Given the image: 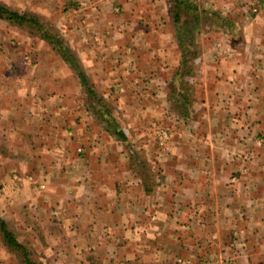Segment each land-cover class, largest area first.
Wrapping results in <instances>:
<instances>
[{
  "label": "crops",
  "instance_id": "crops-1",
  "mask_svg": "<svg viewBox=\"0 0 264 264\" xmlns=\"http://www.w3.org/2000/svg\"><path fill=\"white\" fill-rule=\"evenodd\" d=\"M130 1L123 8L128 20L121 15L112 28L101 11L92 22H68L80 29L71 31L76 43L67 44L82 58L88 86L54 47L49 59L37 47L30 57L19 53L13 75L0 72V186L18 173L13 178L38 192L31 204L49 213L36 218L44 222L45 237L57 235L55 228L70 221L75 227L66 236L113 235L129 220L137 221L136 236L140 221L149 219L148 230L157 227L162 235L168 230L155 221L176 215L192 220L194 229L204 221L219 223L226 232L211 234L219 246L235 236L242 264H264V0H185L203 15L191 55L179 47L177 29L184 28L185 16L182 9L183 19L175 22L174 0ZM102 27L115 29L114 35L103 36ZM11 76L15 81L9 84ZM89 77L96 78V86ZM177 82L194 99L182 102L184 115L179 113L174 124L164 114ZM119 90L131 96L123 115L146 146H152L154 122L173 126L158 152L165 181L156 191L135 167L111 161L123 156L106 142H123L116 132L95 130L107 97ZM119 130L130 139L128 130ZM170 198L177 204L172 217ZM9 202L2 200V207ZM192 205L197 210L191 213Z\"/></svg>",
  "mask_w": 264,
  "mask_h": 264
},
{
  "label": "rangeland",
  "instance_id": "rangeland-1",
  "mask_svg": "<svg viewBox=\"0 0 264 264\" xmlns=\"http://www.w3.org/2000/svg\"><path fill=\"white\" fill-rule=\"evenodd\" d=\"M0 3L22 13L35 15L39 19L36 25L28 23L26 27L21 28L0 17L1 74L7 71L12 73L13 69H18L15 66L20 64L21 60L18 58L22 57L19 53H31L33 47H37L46 53L45 56L48 59L51 58L52 47L57 52L55 45H53L54 42L56 40L60 42L61 39L66 47L71 50L75 62L83 69L84 64L78 51L72 49L69 46L70 44H67V42L70 43V41L73 42L76 39L74 33L79 32L80 29L69 28L68 22L78 21L84 24L87 21L92 22L97 12L101 11L104 19H106L105 22L108 23L107 26L112 28L113 22H119L118 18L121 15H126V12L123 11L125 5L132 4L130 0L126 2L125 0H0ZM126 16L128 20L129 15ZM83 28L87 30L86 26ZM72 30L74 31L73 34H71ZM114 30L102 27L100 32L103 31V36H112L114 35ZM130 35L127 34L125 36L129 37ZM6 37L7 39H4ZM2 40L3 44H1ZM75 43L76 40L74 41ZM19 47L22 48L20 51L18 50ZM56 47L58 48V46ZM190 48L189 50H191ZM1 55H6L8 59L5 58L2 61ZM30 55L28 54L29 57ZM188 66L191 67L189 64ZM123 78L120 77V80L128 81V79L123 80ZM89 79L96 86V78L89 77ZM111 79L115 84H121V81L117 78ZM13 80L14 76H11L10 81L7 82L12 84ZM185 88L184 85L177 82L173 89L171 88V91L168 92L170 105L169 110L164 115L170 117L168 119L171 122H174L173 120L177 118L179 113L184 115L182 102L189 103L194 99L190 89ZM181 89L182 93L183 90H186V97L184 98L180 96ZM99 94L107 96V93L99 92ZM130 97L127 91L119 90L117 93L109 94L106 99L107 105L104 114L99 116L100 126L98 125V120L94 121L95 130L98 127H102L101 133L105 128L112 133L119 131V127L128 130L130 139L127 140L126 138L121 143L113 138L106 141L114 145L117 150L123 151L121 160L116 157L112 158L111 161L114 165L122 164L123 166L125 164L124 167L131 169L135 167L141 175L142 181H145L152 191H156L157 187L161 186L165 181V177L162 178L163 176L159 168H157V161L160 159L158 152L160 149H164L162 133H172L173 129L171 128L173 126L158 123V121L154 122L151 125L152 131L149 132L153 136L152 146H146L147 142L135 136V134H140V132L135 131L134 133L135 128L132 127L134 126L133 124H130L131 120H128L123 115L125 113L124 103L129 101ZM160 99L166 100V97L164 96ZM95 117H98V115H95ZM117 150L115 151L117 152ZM79 152L83 153L84 150L80 149ZM152 165L153 167H151ZM14 175H18V173L9 174L11 182L6 183L5 186H0V264H27L25 261L26 256L21 250L13 249L6 245L1 228V220L6 223V228L15 236L18 242L24 246L28 252L27 257L34 264H242V258H245L238 248L241 246L235 244L238 241L235 236L228 238L229 244L223 238L224 246H219L218 238L211 236V234L218 235L217 232H220V230L226 232L225 227L219 223L216 222L215 226L212 221H204L203 223L205 224L201 228L195 227L194 229L192 220L182 221L180 217L173 215L177 211V204L172 198L167 202L169 204L168 212L171 213H168V215L170 217L173 215L174 218L168 222L160 221V219L155 221L160 226L165 224L168 230L166 234H159L157 227L148 230V221H151L148 218L147 222L146 220L140 221L141 230L138 231L136 236L135 222L137 221L129 220L123 221L113 235L105 233V236L100 237L66 236L72 225L75 227L73 221H70L62 223L63 225L59 230L58 227L55 228L57 235L45 237L42 229L44 222H39L37 219L40 218H38L39 213H41L40 215L49 213L47 211L40 212L38 209L35 210V205L32 207L31 201L33 202V199L37 198L36 194L38 192L34 188L27 186V184L18 182V179L13 178ZM5 178H7V175ZM13 180L15 182H12ZM6 198L10 199V205L3 208L2 200ZM189 210L191 213L197 210V205H192ZM3 214H9V219H5ZM53 223L58 224L57 221L51 222V224ZM199 223H202V221ZM51 224L49 226H55ZM82 225L83 223L78 226L81 227ZM71 231L75 233V230L72 229Z\"/></svg>",
  "mask_w": 264,
  "mask_h": 264
},
{
  "label": "trees",
  "instance_id": "trees-1",
  "mask_svg": "<svg viewBox=\"0 0 264 264\" xmlns=\"http://www.w3.org/2000/svg\"><path fill=\"white\" fill-rule=\"evenodd\" d=\"M181 2L180 0H174V11L175 13V22H181L182 18V9H184V18H185V26L184 28L177 29V36L178 40L180 41V49L181 51L185 52L188 55L194 54L193 53V48L195 44V40H197V33L199 34L200 32V24L203 23V15L200 13L197 14V9L195 8V5L189 4L185 0L181 5L177 4ZM197 8V7H196ZM177 9L179 12H177ZM182 12V13H181ZM0 17L7 20L9 23L19 26L21 28H24L30 24L36 25L39 22V19L35 15H30L28 13H22L17 10H13L9 8L7 5L0 3ZM203 26V24H202ZM45 35V34H44ZM46 37V36H45ZM44 37V38H45ZM48 39V37H46ZM45 38V39H46ZM60 39V38H59ZM48 42V41H47ZM49 43V42H48ZM51 44V43H50ZM53 44V43H52ZM55 49L57 52L67 61L71 64L73 68H75L78 72V75L83 83V85L88 86L89 82L86 79L85 74L81 71L80 65L75 62L74 56L71 53V50L66 47V45L63 43V40L61 39L59 41H55L54 44ZM58 46V48L56 47ZM189 48L191 50H189ZM192 51V52H191ZM184 67L187 70H192L193 66H188L186 62L183 63ZM116 136L119 137L122 141L126 139V136L123 132L120 130L116 132ZM6 223L1 220V228L4 234V239L5 243L8 247H12L13 249L21 250L24 255L26 256V263L27 264H34L32 260H30L28 256V252L24 248V246L18 242V240L15 238V236L6 228Z\"/></svg>",
  "mask_w": 264,
  "mask_h": 264
},
{
  "label": "built area",
  "instance_id": "built-area-1",
  "mask_svg": "<svg viewBox=\"0 0 264 264\" xmlns=\"http://www.w3.org/2000/svg\"><path fill=\"white\" fill-rule=\"evenodd\" d=\"M260 6V4L258 5ZM253 13H258V7L255 6L253 8ZM168 138V134H166L165 132L162 133V144H164V141H166V139Z\"/></svg>",
  "mask_w": 264,
  "mask_h": 264
}]
</instances>
